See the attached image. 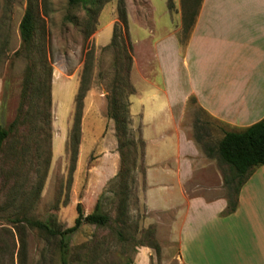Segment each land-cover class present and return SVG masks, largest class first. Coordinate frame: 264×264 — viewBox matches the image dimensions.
Returning <instances> with one entry per match:
<instances>
[{
  "label": "rangeland",
  "instance_id": "374dc122",
  "mask_svg": "<svg viewBox=\"0 0 264 264\" xmlns=\"http://www.w3.org/2000/svg\"><path fill=\"white\" fill-rule=\"evenodd\" d=\"M27 1L0 0V125L7 127L24 102L23 114L0 151V264H59L56 239L45 238L18 219H49L63 229L72 224L76 203L86 214L96 202L108 221L101 226L81 222L65 236L68 264H131L141 244L151 248L148 264H177L175 211L166 212L160 226L148 220L152 215L141 203L142 141L137 125L130 123L129 111L125 132L129 144L123 146L124 161L119 162L114 122L107 115L115 75L114 54L107 45L119 25V1L130 55L139 58L156 51V40L171 22L174 27L180 22L183 42L201 0H171L170 9L167 0H101L94 16L87 15L81 3L30 0L36 6L32 47L14 55L20 44L18 22ZM85 63L88 71L83 74ZM81 79L86 89L72 159L68 137ZM133 80L139 87L137 74ZM119 90L128 106L129 75L121 78ZM189 105V113L203 119L192 102ZM198 127H193L195 134L203 130ZM209 127L208 131L214 129ZM216 142L209 136L201 139L200 146L215 147ZM206 156L222 175L230 177V169L215 153ZM119 163L126 169L122 179L115 176ZM205 175V171H196L193 182L206 183ZM224 193L233 195L232 189L224 188ZM16 225H23L21 253ZM200 241L202 245V235ZM163 244H167L164 252Z\"/></svg>",
  "mask_w": 264,
  "mask_h": 264
},
{
  "label": "crops",
  "instance_id": "0c3cea01",
  "mask_svg": "<svg viewBox=\"0 0 264 264\" xmlns=\"http://www.w3.org/2000/svg\"><path fill=\"white\" fill-rule=\"evenodd\" d=\"M180 28L171 22L154 53L131 56L127 98L142 141L141 203L160 226L175 211L177 264H264V164L225 212L222 174L193 129L217 141L264 118V0H201L183 42ZM190 102L203 119L189 113ZM196 171H205L206 183L193 182ZM150 249L136 247L131 264H148Z\"/></svg>",
  "mask_w": 264,
  "mask_h": 264
},
{
  "label": "trees",
  "instance_id": "16d2710c",
  "mask_svg": "<svg viewBox=\"0 0 264 264\" xmlns=\"http://www.w3.org/2000/svg\"><path fill=\"white\" fill-rule=\"evenodd\" d=\"M81 3L84 5L85 13L89 16H94L100 7L101 0H67L68 5H75ZM85 4H88L85 7ZM117 15L119 20V25L117 26V31L115 30L111 35L109 44L107 45L114 54V86L111 89L109 96V102L107 107V115L114 122V135L116 137V148L119 156V162L124 161V153L122 152L123 146L129 144L128 139L125 138L126 125L128 124V106L124 100L121 99L119 86L121 83V78L127 77L129 75L130 65H131V55H130V42L128 40V35L126 31V18L121 1L117 2ZM167 6L170 9L172 7L171 0H167ZM36 6H34L30 0L27 1L23 13L18 22V36L20 40L19 49L13 52L14 55H18L20 52H26L30 47H32L34 33H35V13ZM195 12L193 13L194 16ZM193 20V18H192ZM192 20L186 27L190 26ZM87 32L85 36H87ZM120 40H119V39ZM88 59V58H87ZM88 71V64L83 65V74ZM84 83L79 82L78 88L73 99V113L71 119V129L69 133L68 145L69 152L72 159H74L76 152V144L78 142L79 135V124L81 118L82 110V99L85 92ZM24 102H21L18 107V113L13 121L7 126L3 127L0 125V151L2 144L9 132L13 131L20 114H23ZM197 142L200 143L201 139L198 134L196 136ZM132 143V141H129ZM203 149L206 151L207 155L215 153L218 158L224 162L230 169V177L226 178L222 175L223 186L225 190L232 189L233 195L230 196L226 193L227 207L225 212H231L236 206V197L238 194L239 187L248 178L250 171L253 167L264 164V118L248 125L240 131H224L222 136L215 143V147H209L205 145ZM123 163V162H122ZM119 163V168L115 176H124L126 173L125 167ZM98 202L94 203L92 211L84 214L82 212L79 203L75 204V216L72 220V224L68 227L60 229L57 225H54L49 219L43 221L38 219L27 220L25 217H20L18 220L26 221V223L34 227L40 233L44 235L45 238L56 239V247L58 250V260L59 264H68L65 258V253L67 252V244L65 242V236L68 233L73 232L77 229L81 222H86L94 225H104L108 221V216L104 212H100L98 209ZM20 220V221H21ZM18 223V222H17ZM23 225H16L15 228L19 236V250H22L24 239L21 235ZM20 250L19 253L22 251Z\"/></svg>",
  "mask_w": 264,
  "mask_h": 264
}]
</instances>
